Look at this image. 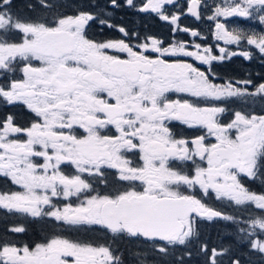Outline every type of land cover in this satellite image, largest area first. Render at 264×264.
Instances as JSON below:
<instances>
[{"label":"snow or ice","instance_id":"6c2138e0","mask_svg":"<svg viewBox=\"0 0 264 264\" xmlns=\"http://www.w3.org/2000/svg\"><path fill=\"white\" fill-rule=\"evenodd\" d=\"M185 17L218 43L177 39H204ZM236 56L264 58V0H0V264H264V77L221 76Z\"/></svg>","mask_w":264,"mask_h":264},{"label":"flooded vegetation","instance_id":"af4514ba","mask_svg":"<svg viewBox=\"0 0 264 264\" xmlns=\"http://www.w3.org/2000/svg\"><path fill=\"white\" fill-rule=\"evenodd\" d=\"M22 2V0H21ZM67 3H72V0H66ZM181 3H183V0H180ZM209 3L212 2V0H208ZM23 3V2H22ZM116 18L119 22H122L126 25H128L130 28L137 29L142 35L147 33L156 34L159 36H162L164 38H168L169 31L167 26L163 25L158 19H156L154 16L149 14H138L132 10L124 9V10H117L116 12ZM182 25H186L189 27H193L199 31L202 32L204 39L200 38H194L190 35L179 33L177 35V39L184 40V41H193L204 43L205 41L209 46H214L218 42L214 41L211 36V29L213 27L212 22L208 20H203L202 22L195 21L192 17H185L181 21ZM232 26H239L244 28H252L257 27L256 21H248L244 22L242 18H231L229 27ZM93 31H97L95 28ZM105 36H119V33L115 32H106ZM103 38V37H99ZM220 46H224L223 42H219ZM230 47L233 50L236 49V46H227ZM264 58H260L258 56H254L251 60H244L243 57H232L230 60L224 61L222 64L218 65L216 70L219 72V74L223 77H234V78H246L250 77L255 81H259L261 77H264ZM172 98H176L175 95H173ZM253 107L259 108V105H253ZM7 111L13 112L17 114V122L22 123L27 118L24 114V111L21 108H13L9 107L6 109ZM5 111V109H0V113ZM175 130L180 131L182 134L192 135L194 130L191 129H185L183 126L176 125ZM66 173L71 172L72 169L70 166L65 167ZM0 183H7L9 187H15L10 184V182L3 181L2 178H0ZM256 187H259V184L257 182ZM73 202H75V199L73 198ZM19 222L16 216H9L7 215L4 210L0 209V227L4 229L7 225H10L12 223ZM216 225L224 226L217 227L221 228V233L219 235V232L215 231V237L222 238L225 236V233L223 232V229L226 228V225L224 222H218L214 223ZM28 231L26 234L22 235L20 238L26 242L31 243L32 241H38L44 238L46 234H48L51 231L50 226L47 223L43 222H34L27 225ZM207 233V232H206ZM70 235H75L74 233H66ZM138 242L135 241H125L120 244V247L122 249L137 248Z\"/></svg>","mask_w":264,"mask_h":264},{"label":"trees","instance_id":"16d2710c","mask_svg":"<svg viewBox=\"0 0 264 264\" xmlns=\"http://www.w3.org/2000/svg\"><path fill=\"white\" fill-rule=\"evenodd\" d=\"M217 227H224V226H220V225H216V224H211V225H207L204 229V234L205 236L209 239V243H218L219 239L218 237H215V231L219 232V235L221 233V228H217ZM0 231H3V229L0 227ZM228 231V228L226 227L225 229H223V232L226 234V232ZM207 232V233H206ZM253 264H261V258L259 256H253ZM255 261H258L257 263ZM192 264H199V259L197 257H193L192 258Z\"/></svg>","mask_w":264,"mask_h":264},{"label":"rangeland","instance_id":"374dc122","mask_svg":"<svg viewBox=\"0 0 264 264\" xmlns=\"http://www.w3.org/2000/svg\"><path fill=\"white\" fill-rule=\"evenodd\" d=\"M22 2H24V0H22ZM22 2H21V0H16L17 5L22 4ZM33 2H34V0H33ZM255 262L257 263L258 261H255Z\"/></svg>","mask_w":264,"mask_h":264}]
</instances>
